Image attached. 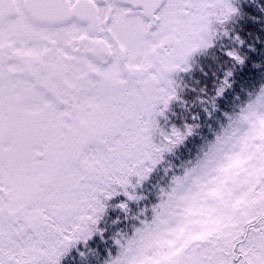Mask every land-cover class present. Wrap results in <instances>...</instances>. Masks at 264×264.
<instances>
[{"label":"snow or ice","instance_id":"snow-or-ice-1","mask_svg":"<svg viewBox=\"0 0 264 264\" xmlns=\"http://www.w3.org/2000/svg\"><path fill=\"white\" fill-rule=\"evenodd\" d=\"M242 11L239 0H0V264H61L103 235L110 202L129 213L192 134L159 122L179 98L173 74L221 37L234 42L226 63L244 65L229 27ZM250 95L107 264H264V87Z\"/></svg>","mask_w":264,"mask_h":264},{"label":"trees","instance_id":"trees-1","mask_svg":"<svg viewBox=\"0 0 264 264\" xmlns=\"http://www.w3.org/2000/svg\"><path fill=\"white\" fill-rule=\"evenodd\" d=\"M239 3L242 15L229 27L246 41L242 48L249 54L246 63L235 66L226 63L224 49L234 42L221 37L213 47L196 52L189 60L187 71L173 74L179 98L172 101L159 122L165 130L176 127L186 131L191 126L192 134L171 152L163 154L162 161L137 189L142 199L130 202L128 214L114 206L120 198L110 202L99 224L103 235L96 233L87 247L83 243L72 247L61 264H105L110 256H115L119 250L115 239L122 232L131 234L139 226L137 215L145 209L150 214L152 206L160 201L162 190L171 185L173 176L182 175L200 162L229 125V117L240 111L251 98L250 94L264 87V12L254 0H239ZM228 70L233 72L229 78L232 87L217 96L216 90ZM81 252L87 253L86 258L81 257Z\"/></svg>","mask_w":264,"mask_h":264},{"label":"rangeland","instance_id":"rangeland-1","mask_svg":"<svg viewBox=\"0 0 264 264\" xmlns=\"http://www.w3.org/2000/svg\"><path fill=\"white\" fill-rule=\"evenodd\" d=\"M157 203H159V202H157ZM135 230V229H134ZM134 230H133V232H134ZM119 251V250H118ZM105 264H107V262L105 263Z\"/></svg>","mask_w":264,"mask_h":264}]
</instances>
